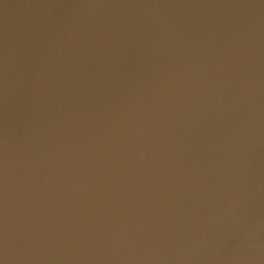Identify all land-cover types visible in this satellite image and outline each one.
<instances>
[{
  "label": "water",
  "instance_id": "1",
  "mask_svg": "<svg viewBox=\"0 0 264 264\" xmlns=\"http://www.w3.org/2000/svg\"><path fill=\"white\" fill-rule=\"evenodd\" d=\"M0 264H264V0H0Z\"/></svg>",
  "mask_w": 264,
  "mask_h": 264
}]
</instances>
